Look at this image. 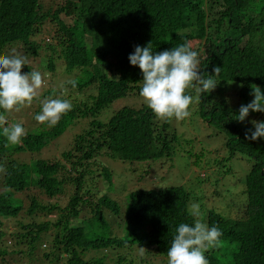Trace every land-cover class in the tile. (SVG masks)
I'll return each mask as SVG.
<instances>
[{
	"label": "trees",
	"instance_id": "trees-1",
	"mask_svg": "<svg viewBox=\"0 0 264 264\" xmlns=\"http://www.w3.org/2000/svg\"><path fill=\"white\" fill-rule=\"evenodd\" d=\"M58 1L46 8L40 0H0V56L39 59L38 67L21 71H48V84L71 72L76 87L67 83L71 79L63 84L65 94L71 92L69 118L95 116L115 100L140 94L142 73L128 60L137 45L150 43L159 52L187 42L198 52L205 78L221 68L212 76L217 87L197 95L199 116L219 127L229 158L238 152L252 163L243 201L221 200L224 212L207 210L202 218L223 232L205 255L209 264H264V139L245 138L250 122L264 121V113L250 111L243 123L234 119L254 99L251 85L264 91V0ZM42 33L51 35L50 42L36 40ZM62 117L46 130H26L19 144L0 135V264H167L176 227L196 219L181 186L132 190L123 206L93 191L114 192L102 157L129 163L171 159L179 137L170 119L147 105L125 104L105 121L91 120L55 159L38 158L66 130ZM12 124L5 118L0 130ZM111 215L125 218L124 237L110 228L90 233L105 227Z\"/></svg>",
	"mask_w": 264,
	"mask_h": 264
},
{
	"label": "rangeland",
	"instance_id": "rangeland-1",
	"mask_svg": "<svg viewBox=\"0 0 264 264\" xmlns=\"http://www.w3.org/2000/svg\"><path fill=\"white\" fill-rule=\"evenodd\" d=\"M57 1L40 0V3L43 2L47 8L49 4H55ZM45 28L51 31L52 34L53 29L50 23H46ZM50 39L51 35L43 33L36 38V40L46 42H50ZM41 55H44V53ZM38 63L39 59H34V57L28 59V65L32 66L33 69L38 67ZM41 74L47 86L45 88L43 86L39 94L43 92L45 97L35 98L31 105L22 106L19 111L3 112L4 117L8 118L11 123L22 124L25 131L36 128L43 130L50 128L47 123L40 124L34 119L41 109L40 101L46 97L69 99L71 92L65 94L66 89L63 84L65 80L75 79L70 76L71 72L67 75L58 74L54 78L55 83L48 84L51 73H49L50 78L46 77L48 71L41 72ZM187 91L189 94L194 93V102L190 106V117L179 121L174 118L170 119V128L179 137V145L176 147L172 158L162 157L155 161L129 163L102 157L100 162L112 171L115 188L111 194L100 187L98 189L94 188L93 193L105 195L112 201L116 199V203L123 206L126 201L125 198L132 190L181 186L190 195L188 209L191 204L198 203L204 212L202 217L204 219L207 210H221L224 212L222 205L225 202H220L221 200L230 204L232 202L238 204L243 201L244 180L245 176L248 175L252 161L238 152H235L229 158L228 154L230 153L224 144V134L219 132V127L207 125L203 121V118L199 116L197 93L192 88ZM125 104L134 107L147 105L139 94L135 97H123L115 100L95 116L88 115L83 118L76 115L69 118L68 113L65 114L68 123L66 130L59 137L50 141L40 151L38 158L55 159L60 153L70 148L74 136L88 129L91 120L105 121L112 111ZM119 215L124 216L121 211ZM124 220L125 218L115 219L114 215H111L110 220L106 221L107 225L105 227H93L90 229L92 230L90 233L102 235L107 233L110 228L113 235L122 238L127 233ZM91 224L92 221L86 222L84 226L89 227ZM126 251L130 256L143 257L136 248H133L132 253L128 248H126ZM216 254H218V251ZM222 259L223 257L220 258V260Z\"/></svg>",
	"mask_w": 264,
	"mask_h": 264
},
{
	"label": "clouds",
	"instance_id": "clouds-1",
	"mask_svg": "<svg viewBox=\"0 0 264 264\" xmlns=\"http://www.w3.org/2000/svg\"><path fill=\"white\" fill-rule=\"evenodd\" d=\"M130 65L136 66L142 73L140 95L148 108L159 118L177 121L190 117V106L194 97L188 89L195 90L197 95L209 93L217 87L213 75L219 74L221 68L216 67L214 74L205 78L200 74V59L197 51L185 42L171 49L153 51L151 44L135 46L134 52L128 56ZM28 66L26 56L10 54L0 56V110L3 112L19 111L20 107L31 105L39 96L45 81L41 72L31 70L22 73V66ZM76 87V81L67 82ZM254 99L241 105L238 122L243 123L251 112L264 113V91L261 86L251 85ZM41 109L34 119L49 127L55 126L62 115L72 109L68 99L46 97L40 101ZM0 112V123L5 120ZM252 129H248L245 138L250 140L264 139V121L252 120ZM254 129V130H253ZM3 135L10 144H19L26 136L25 128L20 123L2 127ZM2 171V169H0ZM189 213L195 219L193 224L180 223L175 229L171 246L167 250V264H209L205 255L209 248L216 246L223 236L218 226L209 227L203 222L204 212L198 203L191 204Z\"/></svg>",
	"mask_w": 264,
	"mask_h": 264
}]
</instances>
